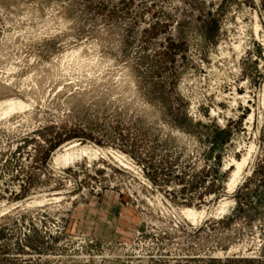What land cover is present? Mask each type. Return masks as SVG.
<instances>
[{"label": "rangeland", "instance_id": "374dc122", "mask_svg": "<svg viewBox=\"0 0 264 264\" xmlns=\"http://www.w3.org/2000/svg\"><path fill=\"white\" fill-rule=\"evenodd\" d=\"M0 103V264H264V0H0Z\"/></svg>", "mask_w": 264, "mask_h": 264}, {"label": "bare ground", "instance_id": "6f19581e", "mask_svg": "<svg viewBox=\"0 0 264 264\" xmlns=\"http://www.w3.org/2000/svg\"><path fill=\"white\" fill-rule=\"evenodd\" d=\"M3 105H4V103H0V108H2ZM21 109H23V105L22 104H20V103H10V104L7 105L6 109L4 108L5 112H3V113H6V112L9 113V112H13L14 110H21ZM82 149H80V152H83V153L85 152L86 153L87 150L85 148L83 150ZM184 214L187 217H189L190 219L195 220V213L192 212L191 210H186V212H184Z\"/></svg>", "mask_w": 264, "mask_h": 264}]
</instances>
